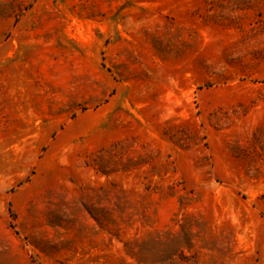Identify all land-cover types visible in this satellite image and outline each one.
I'll return each instance as SVG.
<instances>
[{"label":"rangeland","instance_id":"rangeland-1","mask_svg":"<svg viewBox=\"0 0 264 264\" xmlns=\"http://www.w3.org/2000/svg\"><path fill=\"white\" fill-rule=\"evenodd\" d=\"M0 264H264V0H0Z\"/></svg>","mask_w":264,"mask_h":264}]
</instances>
